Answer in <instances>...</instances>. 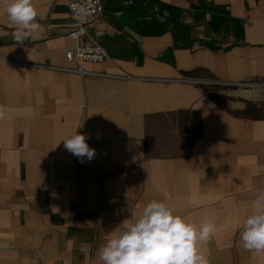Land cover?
<instances>
[{"label":"crops","instance_id":"0c3cea01","mask_svg":"<svg viewBox=\"0 0 264 264\" xmlns=\"http://www.w3.org/2000/svg\"><path fill=\"white\" fill-rule=\"evenodd\" d=\"M71 1L33 0L22 42L0 4V264H102L152 200L215 223L209 264H264L240 238L264 190V0H103L88 33L108 57L84 77L65 59ZM76 130L91 160L64 147Z\"/></svg>","mask_w":264,"mask_h":264},{"label":"clouds","instance_id":"9594fccd","mask_svg":"<svg viewBox=\"0 0 264 264\" xmlns=\"http://www.w3.org/2000/svg\"><path fill=\"white\" fill-rule=\"evenodd\" d=\"M14 38L22 42L38 31V11L33 0H0ZM64 147L78 158L95 156L85 134L77 130L63 139ZM83 162V159H81ZM251 213L240 225L242 248L264 251V190L251 201ZM214 222H193L177 214L166 202H148L141 215L126 219L98 250L102 264H209L203 246L215 235Z\"/></svg>","mask_w":264,"mask_h":264},{"label":"built area","instance_id":"2783aa9c","mask_svg":"<svg viewBox=\"0 0 264 264\" xmlns=\"http://www.w3.org/2000/svg\"><path fill=\"white\" fill-rule=\"evenodd\" d=\"M69 8L74 22V28L70 32L69 38L74 46L65 52V59L69 65L67 70L84 77L89 73L82 69V63L98 64L104 62L108 57L106 50L93 42L88 33L90 29L94 28L96 35L102 34L105 5L103 0H72ZM193 81L199 86L208 88L213 94L220 93L222 88L254 90L263 87L252 82L230 84L208 79H194Z\"/></svg>","mask_w":264,"mask_h":264}]
</instances>
